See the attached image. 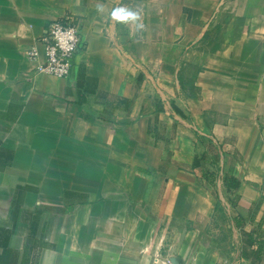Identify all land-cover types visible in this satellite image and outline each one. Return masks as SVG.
Here are the masks:
<instances>
[{
  "label": "crops",
  "instance_id": "0c3cea01",
  "mask_svg": "<svg viewBox=\"0 0 264 264\" xmlns=\"http://www.w3.org/2000/svg\"><path fill=\"white\" fill-rule=\"evenodd\" d=\"M66 14L75 74L31 76ZM263 240L264 0H0V264H264Z\"/></svg>",
  "mask_w": 264,
  "mask_h": 264
},
{
  "label": "built area",
  "instance_id": "2783aa9c",
  "mask_svg": "<svg viewBox=\"0 0 264 264\" xmlns=\"http://www.w3.org/2000/svg\"><path fill=\"white\" fill-rule=\"evenodd\" d=\"M39 42L43 46L42 53L36 47L26 51L27 57L36 63L31 76L43 73L67 79L75 74L77 55L86 48L77 17L66 14L51 22Z\"/></svg>",
  "mask_w": 264,
  "mask_h": 264
},
{
  "label": "clouds",
  "instance_id": "9594fccd",
  "mask_svg": "<svg viewBox=\"0 0 264 264\" xmlns=\"http://www.w3.org/2000/svg\"><path fill=\"white\" fill-rule=\"evenodd\" d=\"M111 16L115 20L128 21V20H136L138 18V13L131 9H127L126 7L121 6L115 8L112 11Z\"/></svg>",
  "mask_w": 264,
  "mask_h": 264
},
{
  "label": "trees",
  "instance_id": "16d2710c",
  "mask_svg": "<svg viewBox=\"0 0 264 264\" xmlns=\"http://www.w3.org/2000/svg\"><path fill=\"white\" fill-rule=\"evenodd\" d=\"M229 188H230V189H231V188H232V189H235V188H236V185L234 184L233 180H232V182L230 183ZM259 245H260V246H259V247H260L259 252L256 253V257H257V259H260V257H261V252H262V250L264 249V240H263L262 243H260ZM242 256H243L244 258H246V259H250V256H249V254H248L247 251H243Z\"/></svg>",
  "mask_w": 264,
  "mask_h": 264
},
{
  "label": "rangeland",
  "instance_id": "374dc122",
  "mask_svg": "<svg viewBox=\"0 0 264 264\" xmlns=\"http://www.w3.org/2000/svg\"><path fill=\"white\" fill-rule=\"evenodd\" d=\"M213 191H214V193H215L217 196L220 195V194L218 193V190H217V189H213ZM224 198H225V196H224Z\"/></svg>",
  "mask_w": 264,
  "mask_h": 264
}]
</instances>
